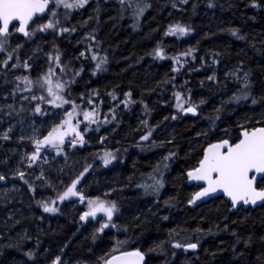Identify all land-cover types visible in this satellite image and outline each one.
<instances>
[{
    "label": "trees",
    "instance_id": "1",
    "mask_svg": "<svg viewBox=\"0 0 264 264\" xmlns=\"http://www.w3.org/2000/svg\"><path fill=\"white\" fill-rule=\"evenodd\" d=\"M255 2L259 7L251 6L253 0H125L122 7L120 0H89L80 9L56 8L55 18L52 4L29 31L50 19L59 21L55 29L26 39L10 32L5 52H0V61L12 53L7 66L0 63V175L5 176L0 181V264H52L56 256L60 264H104L137 249L145 264H264V205L231 212L223 198H216L191 210L188 201L198 188L187 186L185 179L209 144L235 142L244 128L264 126V0ZM143 4L150 6L137 16L135 8ZM177 24L191 30L166 34ZM62 27L75 31L58 34ZM232 29L244 39L233 36ZM17 44L22 47L12 52ZM157 48L162 58L155 56ZM57 51L63 72L55 61ZM49 53L53 89L64 84L58 94L70 101L61 107L47 102L52 98L46 86L29 91L16 80L27 76L35 82L48 73ZM93 54L107 58L95 75ZM16 63L20 66L11 68ZM213 75L215 81L209 80ZM245 91L248 99H233ZM8 105L15 109L11 115H5ZM37 105L40 114L34 111ZM178 105L196 106V115L184 117ZM93 109L96 123H89L83 114ZM66 112L73 113L72 124L85 143L81 146L69 133L53 159L38 162L49 154L48 145L40 146L34 162L25 159V153L36 152V140L66 119ZM106 152L116 159L104 166ZM88 165L92 167L74 189L78 195L61 201ZM156 180L163 181L159 194L150 189L146 194L143 186ZM257 187L264 188V180ZM97 199L116 203L110 222L103 211L80 219ZM38 202L58 211L46 213ZM104 223L109 226L98 231ZM197 237L194 252L172 247L194 243ZM161 242V249L150 251Z\"/></svg>",
    "mask_w": 264,
    "mask_h": 264
},
{
    "label": "snow or ice",
    "instance_id": "2",
    "mask_svg": "<svg viewBox=\"0 0 264 264\" xmlns=\"http://www.w3.org/2000/svg\"><path fill=\"white\" fill-rule=\"evenodd\" d=\"M89 3V0H0V52H5V46L7 44V37L10 34V24L12 21H18V27H16V32L22 33L25 37H31L35 34L36 31L45 32L49 29H55L59 24V21L53 22L50 19L47 23L39 24L37 28L32 29L30 32L28 29L30 27V22L32 24L36 23L37 19H42V16L39 14H45L46 10H49L50 5L54 4L55 7L51 9V16L55 18L58 13L56 12V8L64 7L65 9H80L84 8ZM125 0H120V4L123 7ZM180 4L188 3V0H179ZM148 4H143V6L137 5L135 8V13L137 16L142 15L145 8L149 7ZM176 3H173L172 7H176ZM252 7H259V5L253 0L251 5ZM129 7H132L129 4ZM195 7V5H194ZM208 7H213V4L209 2ZM191 29L188 27L181 26L179 24L170 26L169 30L166 34H179L186 35ZM70 31H75V28L69 29L66 27H62L58 29V34L67 33ZM233 36H236L238 39H244V37L239 36L237 30H230ZM89 39H95L92 36L87 37ZM22 47V45L17 44L16 47L12 50V52H16L17 49ZM90 50V49H89ZM191 50L185 55H190ZM81 57L85 56V52L80 53ZM155 56L162 58V50L157 48L155 50ZM12 59V53H7V59L0 61L4 66L8 65L9 60ZM49 59V68L48 73L42 74L41 77L37 81H32L27 76L16 77L17 81H23L26 85V90L31 91L33 87L45 88L48 93V96L52 99L48 100L49 104H52L55 107H61L63 104L69 103L70 101L65 100L63 96L59 95V91H63L65 85L57 83L55 88L57 91H54L52 86L51 75L53 73V69L51 67V61L53 60V56L51 53L48 54ZM91 59L96 62L95 63V71H93V75L96 74V71L103 70V65L107 63L106 57H101L98 60L97 55L93 54ZM60 54L57 51L55 56V61L57 67L60 68V71H65V68L60 64ZM17 61H19V57L17 56ZM19 63L12 64L11 68H18ZM28 61L23 62V67L25 69L29 68ZM176 69H174L175 71ZM80 72L77 71L75 75H79ZM235 75V73H232ZM248 73H245V84L244 88L248 89L249 84L247 82ZM209 80L215 81V76H209ZM72 81H68L67 83H71ZM15 93H13L14 95ZM111 95V94H110ZM131 93H125L126 97H130ZM248 92L245 91L240 96H234L235 100L248 99ZM177 100L180 99V94H176ZM113 99L116 97L113 95ZM33 100L39 99L41 101L45 100L44 96L32 97ZM89 104H92L93 101L91 99L88 100ZM125 106L127 107L128 101H123ZM257 100L252 99V104H256ZM10 109L9 112L5 113V115H11L12 111H15L12 105L7 106ZM77 106L73 102V110H75ZM178 109L181 112L196 114V106H189L184 108L182 105H178ZM22 110V109H21ZM0 111H3L0 109ZM35 113L40 114L42 109L39 105H37L34 109ZM95 109L93 112H84V119L89 123H96V119L94 118ZM72 112H66V119L61 121L60 125L54 127L51 131L48 132L47 136L43 138V140H36V152L28 157L30 161H35L37 159L38 153L40 151L41 145H48L51 148L57 151L59 155L62 152V146L65 143V136L69 133L74 134L76 138H78V142L81 146L85 143L84 137L80 131H78V127L72 124ZM176 119L175 116L172 117ZM107 122V121H105ZM79 122H77L78 124ZM63 126H67L66 130H61ZM11 131V128L8 130ZM87 131V129H85ZM149 135L141 136V140H147ZM3 139H9L8 132L3 134ZM24 139V137H21ZM103 140V138H101ZM77 140L74 139L72 144L75 147ZM103 164L104 166L109 165L116 157L110 153L106 152L104 154ZM168 157H165L167 160ZM167 167V165H164ZM92 165H88L84 168V171L80 173V176L77 177L76 180L72 181V184L67 188V190L59 197L61 201L72 197L77 196L78 192L75 191L77 183L80 178L84 176L86 172H88L89 168ZM17 175L20 176L21 179L24 178V173L18 171ZM162 175V173H161ZM187 177L189 180L195 181H203L207 186L201 187L199 192H196L192 198L188 201L189 204L195 203L197 200H200L203 197H207L212 193L217 192L218 190L222 191L225 196H227L231 200L232 208H236L238 204L243 203L244 205L252 204L256 205L257 201H264V188H258L257 182L258 180H264V126L261 127H251L244 128L239 136L237 137L235 142H230L228 139H223L217 143L209 144L207 148L203 151V157L199 159L198 166L193 168L192 170L187 172ZM43 177H38V179H42ZM5 180V176L0 175V181ZM27 183V181H25ZM146 194L149 192V189L152 193L159 194L160 188L163 187L162 180H156L154 185H144ZM29 190L32 188L29 186ZM81 201L84 200V197L80 196ZM42 207L43 211L46 213H55L58 209L54 206H49L46 202H38ZM54 203V202H53ZM91 210L89 212H85L80 216L81 220H85L89 216H95L97 211H103L107 216L108 221L110 222L113 218L114 213L118 211L117 205L115 202L105 205L103 202L97 201L89 202ZM168 203L167 201L165 202ZM11 219V216L9 217ZM167 219V217H164ZM19 223V221H16ZM109 226L108 223H104L101 225L98 231H103L104 228ZM112 227H116V225H112ZM250 239V238H249ZM264 240V237L261 238ZM247 244V242H246ZM199 245V237H197L196 242H189L185 244L174 243L172 245L173 248H184L185 251L192 249L195 250ZM163 246V242L157 244L155 249H161ZM63 251V249L61 250ZM31 255V253H29ZM145 260V255L140 250L135 251H125L122 252L119 256H112L110 259L106 260L104 264H143ZM61 257L56 256L55 260L52 264H60Z\"/></svg>",
    "mask_w": 264,
    "mask_h": 264
},
{
    "label": "water",
    "instance_id": "3",
    "mask_svg": "<svg viewBox=\"0 0 264 264\" xmlns=\"http://www.w3.org/2000/svg\"><path fill=\"white\" fill-rule=\"evenodd\" d=\"M50 7H51V5H50ZM49 9H50V8H49ZM47 12H48V10H46V13H47ZM46 13H45V14H39V15L42 16V18H43V17L46 15ZM31 24H32V23L30 22V25H31ZM13 26L18 27V21H12V22H11V24H10V26H9L10 30H11V28H12ZM16 34H17L21 39H25V38H26L22 33H18V32H16ZM195 115H196V114H195ZM195 115H193L192 113H186V112H183V116H184V117H187V116H191V117H193V116H195ZM102 142H103V140H100L99 145H101ZM215 143H217V142H215ZM202 157H203V154H202ZM202 157H201V158H202ZM197 166H198V165H197ZM185 179H186V185H187V186H189V187H190V186L197 187V188H199V191L201 190V187H206V186H207L203 181L189 180L188 177H187V173L185 174ZM260 181H262V180H258L257 184H258ZM199 191H198V192H199ZM191 198H192V197H191ZM216 198H223V200H224L225 202H227L228 205L230 206V210H231V212H236L238 209H243V210H247V209H255V208H258V207H261L262 205H264V201H257V204H256V205H252V204L244 205L243 203H240V204L237 205L236 208H232V206H231V200H230L227 196H225V195L223 194L222 191L218 190L217 192L212 193V194H210V195L207 196V197H203V198H201L200 200H197V201H196L195 203H193V204H189V203H188V207H189L191 210H193V209L197 208L198 206H200V205H202V204H205V203H207V202H209V201H211V200H214V199H216ZM187 251L194 252V251H196V249H195V250L189 249V250H187ZM119 255H120V254L115 255V256H119ZM143 264H145V260H144Z\"/></svg>",
    "mask_w": 264,
    "mask_h": 264
},
{
    "label": "rangeland",
    "instance_id": "4",
    "mask_svg": "<svg viewBox=\"0 0 264 264\" xmlns=\"http://www.w3.org/2000/svg\"><path fill=\"white\" fill-rule=\"evenodd\" d=\"M53 6H54V4H53ZM54 7H55V6H54ZM119 9L122 10L121 7H119ZM72 146H73V145H72ZM71 148L73 149V147H71ZM46 151L49 152V154H48V153H43V154L41 155V158L38 160L39 163H43V162H45V161H47V160H51V159H53L54 155H57V151L54 150V149H52V148H49V149L46 150ZM43 152H44V151H43ZM52 153H54V154H52ZM30 155H32V153H30V152L25 153V154H24V158L26 159V158H28Z\"/></svg>",
    "mask_w": 264,
    "mask_h": 264
}]
</instances>
